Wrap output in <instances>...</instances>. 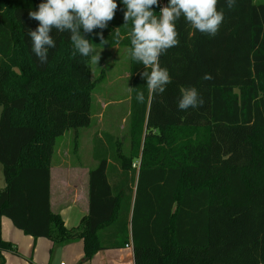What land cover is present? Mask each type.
I'll return each mask as SVG.
<instances>
[{"label":"trees","instance_id":"16d2710c","mask_svg":"<svg viewBox=\"0 0 264 264\" xmlns=\"http://www.w3.org/2000/svg\"><path fill=\"white\" fill-rule=\"evenodd\" d=\"M41 2L0 0V251H14L1 238L6 218L51 241V252L81 241L86 261L132 244L136 264H264V3L237 0L229 10L219 0L224 21L215 37L181 17L179 45L160 57L172 78L162 94L148 92L143 65L130 57L132 87L145 100L132 91L129 154L110 165L103 148L89 174V213L68 229L51 209V162L58 138L90 127L95 82L91 58L73 57L68 33H50L56 48L39 63L27 30L38 27L28 13ZM116 3L108 27L85 34L96 49L131 46L132 24ZM206 73L213 79L203 80ZM187 87L204 103L181 111ZM108 229L114 241L103 236Z\"/></svg>","mask_w":264,"mask_h":264},{"label":"clouds","instance_id":"9594fccd","mask_svg":"<svg viewBox=\"0 0 264 264\" xmlns=\"http://www.w3.org/2000/svg\"><path fill=\"white\" fill-rule=\"evenodd\" d=\"M219 0H169L166 6L160 8L159 15L153 11V6L159 7L158 0H122L125 6L123 14L124 25L132 24L128 33L130 47L128 52L133 61L141 64L144 71L140 77L146 80L150 94L165 92L172 78L167 68L161 67L160 57L179 45L176 22L183 17L195 30L202 34L215 37L224 21V11L218 10ZM237 0H225L229 10H233ZM116 0H46L38 5V10L29 11L30 19L38 21L35 30L28 29L27 36L31 41V51L41 65L48 61L49 50L56 48L53 30L68 33L73 46L72 55L77 53L82 57H90L95 63L100 60V52L85 34L94 33L95 29H105L113 20L117 10ZM120 27L113 30L115 37H120ZM100 44H107L103 32L96 33ZM118 42V41H117ZM203 80H211L210 74H205ZM137 87H128L135 91L138 103L145 100L143 91ZM204 103L195 87L181 89L178 100V110L195 109Z\"/></svg>","mask_w":264,"mask_h":264},{"label":"rangeland","instance_id":"374dc122","mask_svg":"<svg viewBox=\"0 0 264 264\" xmlns=\"http://www.w3.org/2000/svg\"><path fill=\"white\" fill-rule=\"evenodd\" d=\"M254 1L264 3V0ZM96 51L100 52L101 58L98 63L91 60L92 79L95 82L91 125L88 128L69 130L64 136L58 138L54 155L56 158V152H59L65 155L67 161H78L91 169L99 165L96 159L100 157L99 153L104 154V150L108 154H113L108 157L110 165L115 164L114 157L117 154H129L132 127V92L128 90V87H132V80L129 71L128 48H97ZM1 113L2 107L0 106V118ZM97 115H100V118L95 117ZM97 152L98 156L95 157ZM137 164L138 161L135 162V166ZM108 174L111 180L109 170ZM5 186L3 169L0 164V191ZM72 220L69 223L70 226L76 222L75 219ZM1 230L2 240L7 241L14 248V251H10L12 253L5 256L4 264H60L61 262L64 264H100L92 262V259L81 263L83 259L77 261L71 259L68 254L59 252L62 247L71 249L73 245L56 247L54 250H58L50 258L49 240L34 239L25 235L14 228L6 218H3ZM0 264H2L1 257Z\"/></svg>","mask_w":264,"mask_h":264},{"label":"crops","instance_id":"0c3cea01","mask_svg":"<svg viewBox=\"0 0 264 264\" xmlns=\"http://www.w3.org/2000/svg\"><path fill=\"white\" fill-rule=\"evenodd\" d=\"M95 117L100 118V115ZM56 153V158H54L55 152L53 154L50 168L51 209L54 214L60 215L68 229H72L78 227L82 220L89 213V174L92 169L78 161H67L65 155L59 152ZM72 219H75L76 222H74L75 224H73V226H70L69 223L73 221ZM2 222L3 219L1 220V227ZM111 234L112 230L108 229L103 233V236L105 239L114 241L115 239L113 236H110ZM48 242L49 247L48 243L47 247L51 258L58 249L51 252V249H53V244L51 241ZM69 245H73L74 247H71V249L68 247H62L59 252H62V254L65 255L68 254L71 259H75L77 261L83 259L81 260V263L88 262L84 258L83 245L81 241ZM127 246L117 249L101 250L95 254L91 261L99 262L100 264H136L134 247L132 244ZM9 253L12 252L0 251L2 264H4L5 256H7ZM62 263L63 262L60 264Z\"/></svg>","mask_w":264,"mask_h":264},{"label":"built area","instance_id":"2783aa9c","mask_svg":"<svg viewBox=\"0 0 264 264\" xmlns=\"http://www.w3.org/2000/svg\"><path fill=\"white\" fill-rule=\"evenodd\" d=\"M159 6H160V8L163 6H166V0H159ZM134 167H135V165H134ZM62 264H64V263H62Z\"/></svg>","mask_w":264,"mask_h":264}]
</instances>
